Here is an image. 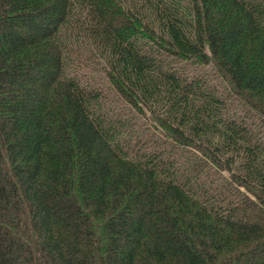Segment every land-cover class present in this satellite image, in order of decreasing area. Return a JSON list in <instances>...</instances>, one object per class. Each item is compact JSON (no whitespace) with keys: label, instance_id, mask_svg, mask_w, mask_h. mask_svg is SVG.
<instances>
[{"label":"trees","instance_id":"obj_1","mask_svg":"<svg viewBox=\"0 0 264 264\" xmlns=\"http://www.w3.org/2000/svg\"><path fill=\"white\" fill-rule=\"evenodd\" d=\"M243 262L264 0H0V264Z\"/></svg>","mask_w":264,"mask_h":264},{"label":"rangeland","instance_id":"obj_2","mask_svg":"<svg viewBox=\"0 0 264 264\" xmlns=\"http://www.w3.org/2000/svg\"><path fill=\"white\" fill-rule=\"evenodd\" d=\"M224 173H225V174H228V172H227V171H224ZM244 263H245V262H243V264H244Z\"/></svg>","mask_w":264,"mask_h":264}]
</instances>
